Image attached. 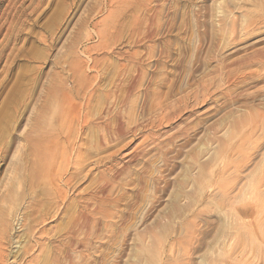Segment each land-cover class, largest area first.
<instances>
[{
    "label": "rangeland",
    "instance_id": "obj_1",
    "mask_svg": "<svg viewBox=\"0 0 264 264\" xmlns=\"http://www.w3.org/2000/svg\"><path fill=\"white\" fill-rule=\"evenodd\" d=\"M0 264H264V0H0Z\"/></svg>",
    "mask_w": 264,
    "mask_h": 264
},
{
    "label": "bare ground",
    "instance_id": "obj_2",
    "mask_svg": "<svg viewBox=\"0 0 264 264\" xmlns=\"http://www.w3.org/2000/svg\"><path fill=\"white\" fill-rule=\"evenodd\" d=\"M68 154H69V152L66 151L64 157H65V159L67 160V163H70V158L68 157V156H69ZM68 182H69V181H68ZM74 226H77V225L75 224ZM75 229H76V228H75ZM73 231H74V230H73ZM73 231H72V232H73ZM1 258H2V257H1Z\"/></svg>",
    "mask_w": 264,
    "mask_h": 264
}]
</instances>
